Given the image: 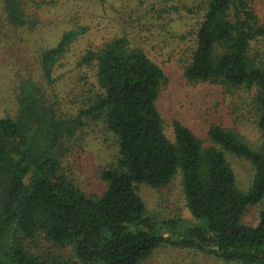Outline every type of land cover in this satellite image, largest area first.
<instances>
[{"label":"trees","instance_id":"1","mask_svg":"<svg viewBox=\"0 0 264 264\" xmlns=\"http://www.w3.org/2000/svg\"><path fill=\"white\" fill-rule=\"evenodd\" d=\"M139 1L146 26L187 13L182 36L166 29L181 45L186 81L220 86L227 97L246 94L260 142L224 124L211 125L205 138L179 120L168 132L159 102L169 79L147 47L132 42L134 27L78 57L76 70L89 69L92 83L80 76L85 90L68 113L54 91L79 73L63 63L81 31L35 56L34 71L28 58H8L4 88L16 111L0 116V264H143L162 247L264 264V207L257 226L242 221L249 207L264 205V16L256 0ZM31 2L0 0V46L13 47L17 35L22 49L24 34L40 30L41 9L33 13ZM95 128L113 135L117 151L92 188L77 150L94 143ZM228 155L254 166L248 190L238 187ZM178 175L197 224L168 223L165 234L139 186L160 189Z\"/></svg>","mask_w":264,"mask_h":264},{"label":"rangeland","instance_id":"2","mask_svg":"<svg viewBox=\"0 0 264 264\" xmlns=\"http://www.w3.org/2000/svg\"><path fill=\"white\" fill-rule=\"evenodd\" d=\"M256 4L264 16V0H256ZM31 6L33 13L41 9L39 14L42 21L40 30L27 31L24 34L26 39L23 41L25 45H22V49L15 46L18 42L17 35L15 37L17 42L13 41V47H11L12 42L8 43L9 47L0 46V116H5L9 109L13 114L16 111L11 106L12 99L9 97L8 89L4 88L6 86L4 84L9 80L4 72L12 68L11 61L7 62L6 59L28 58L31 60L28 67L34 71L37 67L35 56L44 50L55 47L65 33L81 31L63 63L66 66L65 71L67 69L76 70L78 57L88 49L101 48L112 39L123 37L126 31L134 27L132 35H130L132 42L146 46L150 56L162 65L169 79V85L159 102L168 132L172 131L173 121L179 120L190 127L199 137L205 138L211 125L224 124L238 130L249 143L258 144L260 142V133L256 129L254 118H252L253 113H250L251 110L248 108L249 98L246 94L235 92L236 97H227L220 86L207 83L192 86L186 81L178 62L181 45L172 39L166 29L170 26L173 32L182 36V33H185L188 28L185 20V17H188L187 13L174 14L171 17L173 18L172 22L171 19L165 20L168 23L165 26H160L158 23L146 26L139 23V19L146 14L147 10L140 6L139 0H36L35 4L31 2ZM155 44L161 45L164 50L152 47ZM64 69H62L63 72ZM76 71L79 73L68 74L66 76L68 80L59 82V86L54 91V93L58 92L56 95L58 100H61L62 110L66 113L75 106V103L77 104V102L70 104L71 100L76 99V95L85 90L84 84H80V76H87L92 83V72L89 69L79 68ZM57 72V76H59L61 71L59 72L58 69ZM10 81L8 82L10 83ZM95 129L88 133L93 136L97 133L94 143L86 147V150H77L79 157L77 166H82L84 171L89 174L93 181L92 188H94V178L98 171L106 169L110 165L117 151L113 135L104 130ZM227 159L236 174L238 187L241 190H248L253 181L254 166L247 160L233 155H228ZM139 193L145 201L148 212L160 225H164L163 232L165 234H170L167 231L169 228L166 226L168 223H173L176 226L181 225L185 230L197 224L196 219L187 209L179 175L168 186L160 189L141 185ZM263 207L264 205L249 207L243 216V223L257 226ZM64 253L68 257L70 256V250ZM143 264L239 263L225 262L214 255L200 253L196 250L162 247Z\"/></svg>","mask_w":264,"mask_h":264}]
</instances>
